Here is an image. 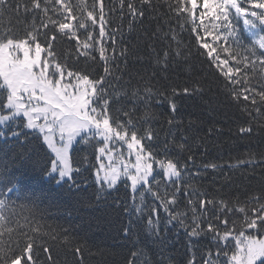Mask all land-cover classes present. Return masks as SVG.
<instances>
[{"label":"trees","instance_id":"obj_1","mask_svg":"<svg viewBox=\"0 0 264 264\" xmlns=\"http://www.w3.org/2000/svg\"><path fill=\"white\" fill-rule=\"evenodd\" d=\"M27 2L8 0L11 7L4 12L0 27L11 28L22 36L33 14L25 15L22 10L17 13L15 7L17 3ZM72 2L76 3V0ZM87 2L91 5L93 0ZM128 2L138 9L142 7L144 16L133 18L126 7ZM175 2L151 0L150 4L141 5V0H125V8L121 11L120 0H104L106 19L109 20L107 30H117L115 53L111 39H106L103 46L110 68L105 87L112 97V114L126 120L128 117L123 113L128 112L138 135L151 129L153 140L150 143L152 149L160 153L158 159L166 156L187 165V171L176 185L163 176L156 177L161 193L166 189L171 194L177 185L180 187L176 204L166 212L158 200L144 192L143 211L137 213L135 209L140 205L143 189L135 193L133 200L131 188L123 182L98 199L95 169L98 166L97 149L101 145L95 141L94 146L78 143L74 145L75 155L81 159L88 157L86 164L78 165L82 172V177L77 178L80 188L57 184L39 167L24 177L30 198L18 201L26 207H18L17 212L33 222L39 221L41 232L47 233L36 237L44 242L52 255L50 262L40 251L42 264H129L130 260L132 264H189L193 257L194 264H205L209 252L213 253L211 259H216L218 243L214 242L211 233L202 232L197 237L189 235L193 224L189 201L196 204V216L201 227L206 229V221L220 214V201L235 208L249 197L264 196V127L256 126L264 125V106L260 115L253 111L252 134H241L238 128L249 123L247 113L242 109L252 110L253 106L250 102L240 104L230 99L224 88L225 79L210 65V58L202 54L187 14L177 15L169 7H174ZM233 22L244 43H250L242 20ZM89 31L93 32L96 44L87 56L68 36L58 35L54 47L60 59H66L74 71L91 74L90 78L95 79L105 75V62L100 59L98 29L89 28ZM199 31L202 35L203 30ZM78 34L81 40L85 39L83 30ZM261 83L264 81L259 79L257 72L253 84L258 91ZM185 87L189 88V94L183 93ZM194 87L199 91H192ZM146 90H150L147 95ZM172 103L176 105L175 111L171 108ZM145 143L147 147L149 142ZM116 148L128 158L126 145ZM40 151L42 153L43 149ZM244 161L250 162L241 163ZM211 164L218 167H207ZM154 169L160 171L158 165H154ZM153 190L157 191L156 188ZM201 198L214 201L215 212L210 205L202 213L198 205ZM152 208H156L157 213H152ZM169 212L184 214L181 216L184 226L179 220L169 223ZM224 215L230 222L235 219L239 223L242 219V215L235 212ZM150 216L153 223L158 216V231L149 226ZM21 223H24L23 219ZM217 227L223 232L224 228L218 223ZM4 239H8L7 235ZM13 239H20L23 246L22 237L13 233ZM77 247L80 253L75 252ZM133 253H136L135 258ZM218 264H224L222 258Z\"/></svg>","mask_w":264,"mask_h":264},{"label":"snow or ice","instance_id":"obj_2","mask_svg":"<svg viewBox=\"0 0 264 264\" xmlns=\"http://www.w3.org/2000/svg\"><path fill=\"white\" fill-rule=\"evenodd\" d=\"M146 3L150 4L151 0H141V5ZM10 7L8 0H0V20ZM126 7L133 18L144 16L142 7L138 9L132 2ZM169 7L177 15L187 14L202 54L210 58V65L225 79L224 88L230 99L240 104L250 102L253 106L252 110L242 109L247 113L249 123L238 128L241 134L251 135V121L255 119L253 111L260 115L264 106V83L260 84L259 91L253 84L257 72L259 79L264 81V0H176L174 7ZM120 8L124 10L125 0H120ZM21 10L25 15L33 14L22 36L11 28L0 27V264H42L40 251L52 261L48 247L36 239L37 235L47 233L41 232L39 221L33 222L28 216L18 214V207H26L18 201L30 198L24 177L38 167L57 184L80 188L77 178L82 177V172L78 165L86 164L88 157L81 159L75 155L74 145L78 143L94 146L95 141L101 145L96 155L97 198L121 182L131 188L133 200L135 193L143 189L140 205L135 209L137 213L143 211L144 192L150 193L168 212L177 202L180 187L177 185L171 194L166 189L161 193L156 177L163 176L176 185L187 171V165H181L179 160L166 156L158 159L160 153L154 151L150 143L153 140L151 129L138 135L128 112L123 113L128 117L124 120L110 111L112 97L105 87L110 68L103 43L111 39L114 54L117 30H107L109 20L106 19L104 0H93L91 5L87 0H76V3L72 0H28L16 4L15 11ZM241 19L251 38L248 44L244 43L233 22L238 23ZM89 28L98 29L100 59L105 62V75L95 79L90 78L91 74L74 71L66 59H60L54 47L58 35L68 36L87 56L96 44ZM81 30L86 33L83 40L78 34ZM182 91L189 94L190 90L185 87ZM192 91L199 89L194 87ZM149 93L150 90H146V95ZM173 93L176 94L175 89ZM171 108L175 111V103ZM145 142H149L147 147ZM117 143L127 146V159L116 148ZM40 149H43L42 153ZM154 165H158L160 171L157 172ZM189 204L193 212L189 235L197 237L202 232L211 233L214 242L218 243L216 259H211L213 253L209 252L205 264H218L221 258L224 264H264V196L249 197L235 208L220 201V214L206 221V229L201 227L196 216V204L191 200ZM198 205L202 213L210 205L214 212L216 210L215 202L211 200L201 198ZM151 212L155 214L157 209L152 208ZM225 212L241 214L242 219L239 223L235 219L230 222ZM182 215L169 212V223L179 220L183 227ZM217 223L224 228L223 232ZM148 224L158 231V216L155 223L150 216ZM124 231L127 233L128 229ZM13 233L23 238V246L20 239H13ZM6 235L7 240L4 239ZM75 252L80 253V248L77 247ZM132 256L135 258L136 253ZM129 264H132L131 260ZM189 264H194V257Z\"/></svg>","mask_w":264,"mask_h":264},{"label":"rangeland","instance_id":"obj_3","mask_svg":"<svg viewBox=\"0 0 264 264\" xmlns=\"http://www.w3.org/2000/svg\"><path fill=\"white\" fill-rule=\"evenodd\" d=\"M246 29V28H245ZM246 31H247V29H246ZM248 32V31H247ZM79 139V138H78ZM117 147H118V144L116 145Z\"/></svg>","mask_w":264,"mask_h":264}]
</instances>
